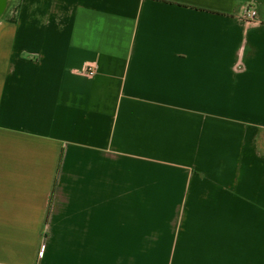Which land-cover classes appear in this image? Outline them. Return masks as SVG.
<instances>
[{"label": "crops", "instance_id": "obj_1", "mask_svg": "<svg viewBox=\"0 0 264 264\" xmlns=\"http://www.w3.org/2000/svg\"><path fill=\"white\" fill-rule=\"evenodd\" d=\"M1 3L0 264H264V0Z\"/></svg>", "mask_w": 264, "mask_h": 264}, {"label": "built area", "instance_id": "obj_2", "mask_svg": "<svg viewBox=\"0 0 264 264\" xmlns=\"http://www.w3.org/2000/svg\"><path fill=\"white\" fill-rule=\"evenodd\" d=\"M243 18L247 21H255L257 19V11L255 8H246L244 11V15ZM84 72L86 74H88L89 76H93L95 74V69L93 68H88L86 70H84Z\"/></svg>", "mask_w": 264, "mask_h": 264}, {"label": "water", "instance_id": "obj_3", "mask_svg": "<svg viewBox=\"0 0 264 264\" xmlns=\"http://www.w3.org/2000/svg\"><path fill=\"white\" fill-rule=\"evenodd\" d=\"M4 5H5L4 3H3V5L1 3L0 11H2L4 9Z\"/></svg>", "mask_w": 264, "mask_h": 264}]
</instances>
